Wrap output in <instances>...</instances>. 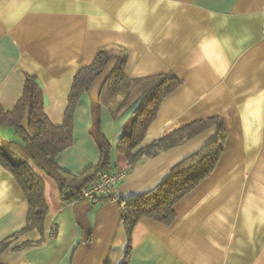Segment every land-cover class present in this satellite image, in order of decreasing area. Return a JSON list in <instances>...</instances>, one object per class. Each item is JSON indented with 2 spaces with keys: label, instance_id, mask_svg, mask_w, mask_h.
<instances>
[{
  "label": "crops",
  "instance_id": "1",
  "mask_svg": "<svg viewBox=\"0 0 264 264\" xmlns=\"http://www.w3.org/2000/svg\"><path fill=\"white\" fill-rule=\"evenodd\" d=\"M108 45L126 50L130 79L174 73L181 80L142 146L218 116L227 131L223 154L175 205L171 224L142 218L129 242L121 202L152 190L213 141L217 129L130 165L116 145L147 83L117 113L101 105L115 55L81 96L72 144L56 162L74 175L96 168L100 150L92 130L98 126L111 143L109 171L123 172V180L109 200L66 202L57 184L38 173L49 212L43 230L24 231L28 202L0 164V243L8 245L0 263L264 264V0H0V107L12 111L33 76L46 115L62 125L74 76Z\"/></svg>",
  "mask_w": 264,
  "mask_h": 264
},
{
  "label": "trees",
  "instance_id": "2",
  "mask_svg": "<svg viewBox=\"0 0 264 264\" xmlns=\"http://www.w3.org/2000/svg\"><path fill=\"white\" fill-rule=\"evenodd\" d=\"M115 55H119V61L102 85L99 96L101 105L117 113L130 101L134 89L147 83L139 105L125 123L116 145V150L126 156L130 165L142 156L155 157L213 127L217 129V137L213 141L175 165L152 190L129 202H121L122 223L129 242L136 224L142 218L171 224L176 218L175 205L215 170L227 141L224 120L216 116L195 121L148 146H142L164 99L181 85V80L174 73L130 79L124 72L128 57L126 50L115 45L103 46L97 50L93 63L79 69L74 76L62 125H54L46 115L43 91L33 76L26 77L22 96L12 111L0 107V127L13 128L18 137L13 139L0 134V164L13 174L28 202L24 231L43 230L49 212L45 183L37 171L51 178L57 184L62 199L69 202L80 199L83 187L110 170L111 143L98 126L92 130L100 150L96 168L89 167L83 173L74 175L62 169L56 159L72 144L74 114L81 96L90 89ZM7 246V243H0V254Z\"/></svg>",
  "mask_w": 264,
  "mask_h": 264
},
{
  "label": "built area",
  "instance_id": "3",
  "mask_svg": "<svg viewBox=\"0 0 264 264\" xmlns=\"http://www.w3.org/2000/svg\"><path fill=\"white\" fill-rule=\"evenodd\" d=\"M123 178L124 173L121 171L103 172L95 181L81 189L80 198L91 201L109 200Z\"/></svg>",
  "mask_w": 264,
  "mask_h": 264
},
{
  "label": "rangeland",
  "instance_id": "4",
  "mask_svg": "<svg viewBox=\"0 0 264 264\" xmlns=\"http://www.w3.org/2000/svg\"><path fill=\"white\" fill-rule=\"evenodd\" d=\"M3 128L0 127V134L5 135L8 138H13V139H18V137L14 134V129L13 128H8V131L6 130H2ZM40 175L42 174V172L37 171ZM43 175V174H42ZM41 178L44 180V176H41Z\"/></svg>",
  "mask_w": 264,
  "mask_h": 264
}]
</instances>
